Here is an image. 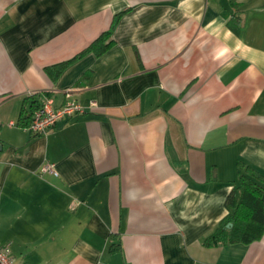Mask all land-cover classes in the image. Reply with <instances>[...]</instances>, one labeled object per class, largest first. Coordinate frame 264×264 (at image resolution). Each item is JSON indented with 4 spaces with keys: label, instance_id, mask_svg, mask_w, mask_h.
I'll return each mask as SVG.
<instances>
[{
    "label": "crops",
    "instance_id": "obj_1",
    "mask_svg": "<svg viewBox=\"0 0 264 264\" xmlns=\"http://www.w3.org/2000/svg\"><path fill=\"white\" fill-rule=\"evenodd\" d=\"M115 16L108 47L79 55ZM47 97L96 105L33 134ZM240 165L264 184V0H0L14 264H264V236L205 244Z\"/></svg>",
    "mask_w": 264,
    "mask_h": 264
},
{
    "label": "trees",
    "instance_id": "obj_2",
    "mask_svg": "<svg viewBox=\"0 0 264 264\" xmlns=\"http://www.w3.org/2000/svg\"><path fill=\"white\" fill-rule=\"evenodd\" d=\"M114 17L110 28L91 42L79 55L93 51L103 52L110 44L109 35L115 26ZM78 56V55H77ZM74 59V58H73ZM72 59L48 66L46 69L52 78H56ZM30 120L26 126L29 125ZM238 182L225 199L227 213L215 230L208 235L205 244L242 242L249 243L264 236V184L262 176L249 166L240 165ZM230 223V225H228Z\"/></svg>",
    "mask_w": 264,
    "mask_h": 264
},
{
    "label": "built area",
    "instance_id": "obj_3",
    "mask_svg": "<svg viewBox=\"0 0 264 264\" xmlns=\"http://www.w3.org/2000/svg\"><path fill=\"white\" fill-rule=\"evenodd\" d=\"M67 95V93H66ZM96 102L90 101L88 106L76 100H66L62 105L55 107L51 97L45 98L42 103L36 107L31 116L29 125L26 126L33 134H46L54 125L65 118H71L75 115L84 113L87 107H93ZM12 124V122H10ZM51 173L57 175L54 164L45 162L38 170V174ZM0 264H14V258L11 255L10 247L8 244L0 245Z\"/></svg>",
    "mask_w": 264,
    "mask_h": 264
},
{
    "label": "water",
    "instance_id": "obj_4",
    "mask_svg": "<svg viewBox=\"0 0 264 264\" xmlns=\"http://www.w3.org/2000/svg\"><path fill=\"white\" fill-rule=\"evenodd\" d=\"M228 225H230V223Z\"/></svg>",
    "mask_w": 264,
    "mask_h": 264
}]
</instances>
